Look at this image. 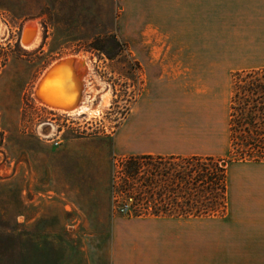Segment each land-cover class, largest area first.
<instances>
[{
  "label": "rangeland",
  "instance_id": "374dc122",
  "mask_svg": "<svg viewBox=\"0 0 264 264\" xmlns=\"http://www.w3.org/2000/svg\"><path fill=\"white\" fill-rule=\"evenodd\" d=\"M119 15L117 0H0L5 29L0 37V264H112V236L101 235L113 234L109 223L116 219L123 236L144 227L137 220L145 218L121 211L131 200L111 193L123 159L116 154L114 136L145 83L118 33ZM30 23H35L40 43L29 50L21 37ZM96 39L104 51L92 48ZM70 56L91 67L87 91L92 105L98 107L103 96L111 98L100 118L67 116L34 99L43 73ZM186 83L179 96L185 104L183 129L196 112L193 98L209 100L214 108L222 101L230 105L233 80L225 82V92L218 96L207 93L205 83ZM211 111V127L217 129L221 113ZM219 130L213 138L218 142L207 144L206 151L226 160L228 196L234 201L240 180L245 182L242 176L257 177L264 160L235 161L230 133L224 146ZM232 217L228 211L224 217L200 220L212 225L215 236L224 233L222 227Z\"/></svg>",
  "mask_w": 264,
  "mask_h": 264
},
{
  "label": "crops",
  "instance_id": "0c3cea01",
  "mask_svg": "<svg viewBox=\"0 0 264 264\" xmlns=\"http://www.w3.org/2000/svg\"><path fill=\"white\" fill-rule=\"evenodd\" d=\"M117 1L118 33L145 83L114 136L116 154L213 156L206 145L218 142L213 138L220 129L225 146L230 105L222 101L214 108L193 98L196 112L183 129L179 96L186 82L205 83L207 93L218 96L236 73L264 69V0ZM215 109L221 113L217 129L211 127ZM257 175L242 176L236 199L228 196L233 217L219 235H211L203 218L149 217L137 220L142 230L123 236L114 219L113 234H101L112 236V264H264V162ZM102 225L105 230L108 221Z\"/></svg>",
  "mask_w": 264,
  "mask_h": 264
},
{
  "label": "trees",
  "instance_id": "16d2710c",
  "mask_svg": "<svg viewBox=\"0 0 264 264\" xmlns=\"http://www.w3.org/2000/svg\"><path fill=\"white\" fill-rule=\"evenodd\" d=\"M94 40L92 48L104 51ZM125 46V43L122 41ZM229 133L235 161L264 160V69L234 75ZM111 184L113 198L131 200L121 207L134 218H213L228 210L226 160L213 156H129Z\"/></svg>",
  "mask_w": 264,
  "mask_h": 264
},
{
  "label": "bare ground",
  "instance_id": "6f19581e",
  "mask_svg": "<svg viewBox=\"0 0 264 264\" xmlns=\"http://www.w3.org/2000/svg\"><path fill=\"white\" fill-rule=\"evenodd\" d=\"M4 31V25L0 21V37L4 35ZM21 39L23 46L29 50L39 45L40 33L37 32L35 23L28 24ZM56 64L59 65L51 71L36 92L42 78ZM90 72L91 67L83 58H62L54 62L40 77L33 92L34 99L46 108L65 112L67 116H85L87 120L100 118L104 110L111 106V98L103 96L98 107L92 105L93 97L87 91L90 87L87 85Z\"/></svg>",
  "mask_w": 264,
  "mask_h": 264
},
{
  "label": "water",
  "instance_id": "95a60500",
  "mask_svg": "<svg viewBox=\"0 0 264 264\" xmlns=\"http://www.w3.org/2000/svg\"><path fill=\"white\" fill-rule=\"evenodd\" d=\"M60 64V63H59ZM59 64H56L55 66H53V68H51L50 69V71H48L47 73H46V75L42 78V80H41V82L39 83V86H38V88H37V90H36V92L38 91V89H39V87H40V85H41V83H43L44 82V80H46V78L48 77V75L51 73V71L56 67V66H58Z\"/></svg>",
  "mask_w": 264,
  "mask_h": 264
}]
</instances>
